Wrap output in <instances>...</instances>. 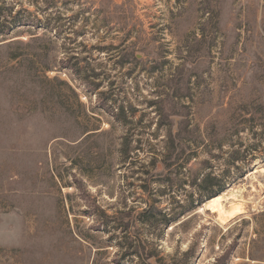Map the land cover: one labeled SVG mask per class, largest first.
I'll list each match as a JSON object with an SVG mask.
<instances>
[{
  "label": "rangeland",
  "instance_id": "rangeland-1",
  "mask_svg": "<svg viewBox=\"0 0 264 264\" xmlns=\"http://www.w3.org/2000/svg\"><path fill=\"white\" fill-rule=\"evenodd\" d=\"M0 6V264H264V0Z\"/></svg>",
  "mask_w": 264,
  "mask_h": 264
},
{
  "label": "trees",
  "instance_id": "trees-1",
  "mask_svg": "<svg viewBox=\"0 0 264 264\" xmlns=\"http://www.w3.org/2000/svg\"><path fill=\"white\" fill-rule=\"evenodd\" d=\"M0 8H1V6H0ZM10 19L12 22V23L11 22L10 23L14 24L15 26H16V24L21 25V24H23L22 22L27 21V20L18 19L16 16H12ZM7 23H9V22H7ZM5 25H8V24H5ZM4 30L5 29H1L0 30L1 33ZM173 114L174 115H180L177 112H174ZM116 116L119 119V121H122V118L125 117L124 112H123V107L120 108V111L116 114ZM164 123L165 122H163V123L160 122V125L164 124ZM166 123L170 127V122H166ZM170 143H171V147L167 146L169 154L166 156L168 159V162H166L167 163L166 165H171V164L178 162L179 159L182 158V155H183L184 151L186 150L185 146L176 145L172 138L170 140ZM171 157L173 158V161L170 162L169 160L171 159ZM235 158L237 159V156ZM203 164H204V167H208L209 162L203 161ZM167 181L170 182L169 180H167ZM172 185H173V183L170 182V186H172ZM191 185L195 187V189L199 192V195L197 196V198L195 200V204H193V200H191V202L187 206H183L181 208L182 212L183 211L185 212L190 207H194V205L198 206L199 204L203 203L206 199H209L213 196L220 194V192H222L225 189V185L221 184L219 179L216 176L212 175L211 172H206L205 174H203L201 176V178L199 180L197 179V176H194L191 180ZM142 215H143L142 219L145 221L150 220L152 217L148 210H145ZM173 218L174 217H171V216L165 217L163 215L162 216L163 225L170 223L173 220Z\"/></svg>",
  "mask_w": 264,
  "mask_h": 264
},
{
  "label": "bare ground",
  "instance_id": "bare-ground-1",
  "mask_svg": "<svg viewBox=\"0 0 264 264\" xmlns=\"http://www.w3.org/2000/svg\"><path fill=\"white\" fill-rule=\"evenodd\" d=\"M222 200H223V196L222 194H220L210 198L204 204V206L207 207V209L210 208L213 211L217 212L218 219L220 220V222L224 223L230 220V218H233L243 212L242 204L240 201H231L228 207L225 208L221 203Z\"/></svg>",
  "mask_w": 264,
  "mask_h": 264
}]
</instances>
